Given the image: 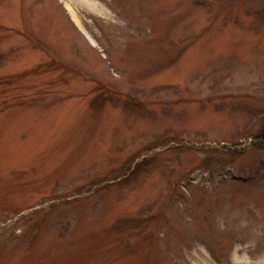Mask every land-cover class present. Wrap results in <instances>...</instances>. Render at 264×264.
Masks as SVG:
<instances>
[{
    "label": "rangeland",
    "instance_id": "1",
    "mask_svg": "<svg viewBox=\"0 0 264 264\" xmlns=\"http://www.w3.org/2000/svg\"><path fill=\"white\" fill-rule=\"evenodd\" d=\"M0 264H264V0H0Z\"/></svg>",
    "mask_w": 264,
    "mask_h": 264
}]
</instances>
